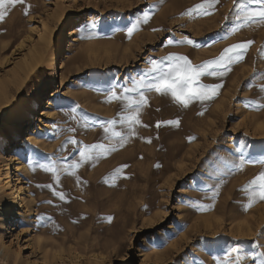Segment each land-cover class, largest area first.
Segmentation results:
<instances>
[{
    "label": "rangeland",
    "instance_id": "obj_1",
    "mask_svg": "<svg viewBox=\"0 0 264 264\" xmlns=\"http://www.w3.org/2000/svg\"><path fill=\"white\" fill-rule=\"evenodd\" d=\"M201 2L24 0L9 8L0 21V75L27 48L39 58L29 74L31 61L24 62L0 95V245L12 257L34 264L264 261V201L248 207L242 190L264 170V22L238 20L240 0L186 14ZM247 41L254 43L237 50L243 58L230 70L201 77L203 85H222L212 99L184 107L143 89L135 135L117 123L127 137L121 146L105 133L108 120L128 114L111 91L142 77L150 82L151 61L177 54L200 65ZM97 143L114 150L81 160L83 146ZM0 264L10 263L0 255Z\"/></svg>",
    "mask_w": 264,
    "mask_h": 264
},
{
    "label": "snow or ice",
    "instance_id": "obj_2",
    "mask_svg": "<svg viewBox=\"0 0 264 264\" xmlns=\"http://www.w3.org/2000/svg\"><path fill=\"white\" fill-rule=\"evenodd\" d=\"M219 0H202L201 3L194 5L193 7L187 9L186 14H209L208 8L214 6ZM237 0H233L235 4ZM24 3V0H0V21H3L8 15V10L10 7H14L17 4ZM237 19L243 20L245 23L251 22L253 20L257 22H264V0H261L259 7H249L245 0H240L237 5ZM27 15V11L25 12ZM150 19V14L145 12L143 17V22L147 23ZM141 21L138 19L136 24H133L129 29V35L131 36L133 30H135ZM243 25H238L237 27H242ZM188 44H194V41L187 40ZM254 41H247L241 44H234L225 48L220 56L214 60L205 61L200 65H193L192 62L186 56H180L177 54H169L167 57H163L161 61H151L152 73H156L151 77L150 82H146L142 77L137 81L133 82V87H124L122 93L117 94L113 89L111 91V96L109 99H119L123 102V110L128 114H122L121 118L117 121L115 119L108 120L102 127L105 133H110L111 137L119 138L121 146L123 143L127 142V137L121 131H117L114 127L117 123L126 124L129 128L128 136L135 135L134 125L139 124L138 119L139 111L143 105L147 102L146 97L143 94V89L155 90L161 94H170L175 102L187 107L193 100H210L214 96L218 95L219 88L222 85H203L200 82L202 76H222L224 73L216 71L215 69L227 68L229 65L238 62L243 58L244 52H237L238 49L247 50ZM163 60H168L171 63L165 67L162 64ZM264 91V87L261 88ZM128 93H138L139 99L134 96L128 95ZM264 107V105H261ZM131 109V112L128 110ZM167 123L179 124V121H168ZM159 127V123L157 124ZM72 143H77V141L72 140ZM110 150L109 147L103 143L84 145L83 149L80 151L79 155L81 160L93 159L95 156L106 154ZM244 161L241 160L235 167L238 170H242L244 167ZM79 167V164H75ZM69 167H72L70 165ZM122 167H127L124 165ZM45 171L56 172L55 167H45ZM118 171V170H117ZM58 179V178H57ZM249 198L248 207L252 206V203L256 200L264 201V170H262L257 176L250 180L247 184L243 186L242 189ZM63 199V194H59ZM111 219V218H109ZM230 258H225L222 261H218V264H228ZM240 257L237 255L236 261H239ZM264 264V261H261Z\"/></svg>",
    "mask_w": 264,
    "mask_h": 264
},
{
    "label": "bare ground",
    "instance_id": "obj_3",
    "mask_svg": "<svg viewBox=\"0 0 264 264\" xmlns=\"http://www.w3.org/2000/svg\"><path fill=\"white\" fill-rule=\"evenodd\" d=\"M57 12V11H56ZM53 16V15H51ZM55 17V16H54ZM57 19V16L56 18ZM48 34V28L46 27V30L40 34L41 38L39 39L40 41H43V39H45L46 35ZM29 47V46H28ZM34 51H35V47H30L27 48V50L24 52H22L23 54L21 56H18L17 58H15L12 62L9 63V66L7 69H5V71L0 75V95L3 94L6 86H8V83L17 78L19 75V68L20 66L24 63L27 62L28 60L31 61V63H29L30 67L29 70L27 72V74L33 72L35 65L38 63L39 58L36 57L34 55ZM125 56V55H124ZM126 58L125 60L127 61L129 56L124 57ZM130 59V58H129ZM26 77L24 76L21 80L18 81V86H22L24 84V82L26 81ZM23 130L22 126H18L16 128H14L12 130V134L9 138H7L5 140L6 142H9L10 140H14L16 139L17 135H19V133H21V131ZM131 140V139H130ZM178 149V148H177ZM173 151V150H172ZM5 187V185L0 186V190H2ZM13 204V200L11 201ZM10 202V203H11ZM9 203V204H10ZM7 209V207H5ZM259 218V217H258ZM258 221V220H257ZM256 224V223H255ZM261 225V224H260ZM30 230V228H28ZM251 229V228H250ZM28 230V231H29ZM26 231V230H25ZM27 232V231H26ZM10 249H8L7 247L4 246V244L0 245V252H1V258L3 260L8 261V263L10 264H34L33 262L29 261V260H25L22 261L21 258L19 257V254L15 255V257H12L10 254ZM103 257V256H102ZM102 257H97L99 258V260H103L104 258Z\"/></svg>",
    "mask_w": 264,
    "mask_h": 264
}]
</instances>
